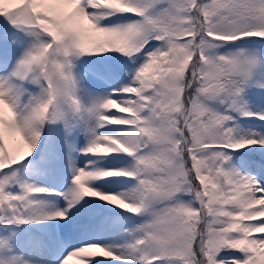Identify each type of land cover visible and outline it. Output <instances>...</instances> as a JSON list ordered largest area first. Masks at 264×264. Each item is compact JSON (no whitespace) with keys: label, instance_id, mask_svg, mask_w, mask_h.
<instances>
[{"label":"snow or ice","instance_id":"snow-or-ice-1","mask_svg":"<svg viewBox=\"0 0 264 264\" xmlns=\"http://www.w3.org/2000/svg\"><path fill=\"white\" fill-rule=\"evenodd\" d=\"M0 264H264V0H0Z\"/></svg>","mask_w":264,"mask_h":264}]
</instances>
